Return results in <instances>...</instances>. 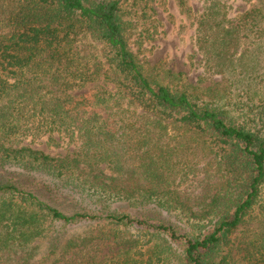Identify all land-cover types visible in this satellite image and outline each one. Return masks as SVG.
Instances as JSON below:
<instances>
[{"label": "trees", "instance_id": "trees-1", "mask_svg": "<svg viewBox=\"0 0 264 264\" xmlns=\"http://www.w3.org/2000/svg\"><path fill=\"white\" fill-rule=\"evenodd\" d=\"M129 1L0 0V132L72 148L0 146V264H236L238 234L264 264V67L233 61L264 50L263 7L231 19L208 0L200 16L206 69L232 94L140 62ZM194 166L214 170L198 197L182 191Z\"/></svg>", "mask_w": 264, "mask_h": 264}, {"label": "rangeland", "instance_id": "rangeland-1", "mask_svg": "<svg viewBox=\"0 0 264 264\" xmlns=\"http://www.w3.org/2000/svg\"><path fill=\"white\" fill-rule=\"evenodd\" d=\"M207 6L208 0H188L185 8L180 7L176 0H143L136 3L130 0L122 7L128 47L142 63L156 65L163 70L182 72L186 79L193 84H199L202 87H216L217 90H232V94H235L239 86L236 85L235 87L229 81L230 75L227 72L222 75L207 70L205 53L197 46L198 23ZM255 6H262L264 12V0H228V18L233 19L239 12ZM83 44L89 47L92 54L99 55V44L92 42L90 38H85ZM243 48L238 47L234 52L233 61L235 64L240 62L241 65L246 66L261 65L258 67L259 69L264 67V50L259 52L254 49L245 52ZM240 55L243 56L240 58ZM231 69L229 68V72ZM94 85L88 86L84 91ZM109 87L112 89V86ZM2 134L0 132V146L4 147L10 145L13 148L30 146L32 149L40 150L51 157L64 156L72 150L66 144L67 139H59L56 136L54 138L56 141H49L47 137L35 138L30 135L18 137L16 141H12L13 138L7 141ZM6 161L0 156V166L5 165ZM194 170L184 179L182 191L187 196L198 197L203 192L205 185H200L197 182V177L202 179L203 172L209 170L212 172L213 167L194 166ZM210 193L212 192L210 191ZM96 229V225H84L79 228L78 233L91 232ZM237 236L238 240H236L235 247L237 246L238 249L237 243L242 237L241 234ZM237 249L235 251L238 253L235 254L236 264H250Z\"/></svg>", "mask_w": 264, "mask_h": 264}]
</instances>
